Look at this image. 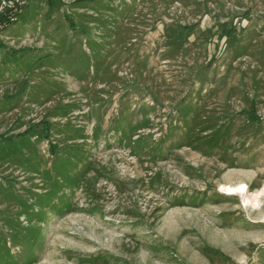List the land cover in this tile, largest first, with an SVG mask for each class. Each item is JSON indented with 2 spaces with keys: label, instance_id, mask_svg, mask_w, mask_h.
Returning a JSON list of instances; mask_svg holds the SVG:
<instances>
[{
  "label": "rangeland",
  "instance_id": "obj_1",
  "mask_svg": "<svg viewBox=\"0 0 264 264\" xmlns=\"http://www.w3.org/2000/svg\"><path fill=\"white\" fill-rule=\"evenodd\" d=\"M0 32V264H264V0H24Z\"/></svg>",
  "mask_w": 264,
  "mask_h": 264
},
{
  "label": "bare ground",
  "instance_id": "obj_2",
  "mask_svg": "<svg viewBox=\"0 0 264 264\" xmlns=\"http://www.w3.org/2000/svg\"><path fill=\"white\" fill-rule=\"evenodd\" d=\"M246 190H247V184L244 182H235V183H230L226 187V191L229 194H241L243 197V202L245 204H249L252 207H258L260 206L261 203V197L264 195V185L262 188L258 189L254 196L252 198H249L246 196ZM264 219V216H263ZM264 221V220H263Z\"/></svg>",
  "mask_w": 264,
  "mask_h": 264
},
{
  "label": "built area",
  "instance_id": "obj_3",
  "mask_svg": "<svg viewBox=\"0 0 264 264\" xmlns=\"http://www.w3.org/2000/svg\"><path fill=\"white\" fill-rule=\"evenodd\" d=\"M24 0H0V14L7 13L9 11L15 10L17 6L22 5ZM15 16H11L7 21H2L0 23V32L15 19Z\"/></svg>",
  "mask_w": 264,
  "mask_h": 264
},
{
  "label": "trees",
  "instance_id": "obj_4",
  "mask_svg": "<svg viewBox=\"0 0 264 264\" xmlns=\"http://www.w3.org/2000/svg\"><path fill=\"white\" fill-rule=\"evenodd\" d=\"M25 6V3L20 5V6H17L15 8V10L13 11H9L7 13H3V14H0V23L2 21H7L11 16H17L19 14V12L21 11V9H23V7Z\"/></svg>",
  "mask_w": 264,
  "mask_h": 264
}]
</instances>
